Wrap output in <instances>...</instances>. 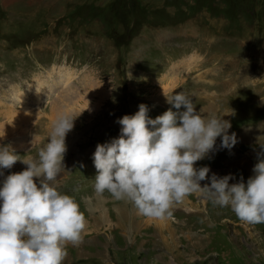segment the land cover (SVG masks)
<instances>
[{
	"label": "rangeland",
	"instance_id": "1",
	"mask_svg": "<svg viewBox=\"0 0 264 264\" xmlns=\"http://www.w3.org/2000/svg\"><path fill=\"white\" fill-rule=\"evenodd\" d=\"M65 69L77 95L60 103ZM174 73L184 80L180 86L164 80ZM39 77L54 83L34 101L29 86ZM17 90L27 93L25 111L33 120L22 123V133L0 132V143L20 157H35L47 142L50 107L54 118L61 111L77 113L92 91L103 96L95 110L85 107L66 135L69 174L59 176V190L79 202L86 227L77 245H66L63 264H89L98 256L113 264H264V222L241 220L205 192L176 202L171 215L146 217L107 191L95 194L92 159L97 143L119 134L118 117L145 103L155 118L172 107L166 96L183 90L196 107L210 102L214 112L235 110L224 118L237 143L195 166L208 165L209 175L234 174L229 183L246 181L264 146V124L253 133L246 128L264 121V0H0V125L14 122L11 107L24 111ZM84 196L92 197L90 205Z\"/></svg>",
	"mask_w": 264,
	"mask_h": 264
},
{
	"label": "clouds",
	"instance_id": "2",
	"mask_svg": "<svg viewBox=\"0 0 264 264\" xmlns=\"http://www.w3.org/2000/svg\"><path fill=\"white\" fill-rule=\"evenodd\" d=\"M166 102L172 107L155 118L140 103L135 113L117 118L121 127L116 137L96 144L95 194L107 191L131 202L141 215L163 218L188 194L205 192L241 220L264 222V146L246 181L241 177L229 183L234 174L209 175L208 165L195 166L210 152L230 151L237 143L236 133L229 132L231 121L224 118L235 110L202 114L183 90L167 95ZM82 111L58 112L35 157L21 159L9 144L0 143V264H63L66 245L81 241L85 214L74 196L59 190L57 177L64 171L66 135ZM18 160L26 167L5 175ZM203 180L210 183L201 185ZM82 199L91 204V196Z\"/></svg>",
	"mask_w": 264,
	"mask_h": 264
},
{
	"label": "bare ground",
	"instance_id": "3",
	"mask_svg": "<svg viewBox=\"0 0 264 264\" xmlns=\"http://www.w3.org/2000/svg\"><path fill=\"white\" fill-rule=\"evenodd\" d=\"M191 57L189 58V59H185V61H183L182 63L185 65V66H187V64H188V62L194 57V54H192V55H190ZM51 71V70H50ZM50 71H48V75H51L52 74V72H50ZM70 71L69 70H67V69H65L64 70V74L62 75V77H63V79L61 80L62 82H64L63 84H62V88H64V85L66 86L65 88H64V92L61 94L64 98L63 99H60V103L61 102H63V100H70V99H72V98H74L75 97V95H77V93L76 92H71V90L68 88V86H69V79H71V78H69L70 77ZM173 74V73H172ZM168 76V75H167ZM49 77H46V80H42L40 77L39 78H35L34 79V81H33V83L29 86V90L30 91H32V93H33V95H32V97H31V99L32 100H34V99H36V100H34V101H40L41 99H43V96L50 90V88H51V85L54 83V80H52L51 82L52 83H50L49 82V79H48ZM50 78H51V76H50ZM69 78V79H68ZM64 79H67V80H64ZM182 79V78H181ZM180 79V77H178L177 76V73H174V75L172 76V77H167V79H166V77H165V81H169L170 83H172V84H175L176 86H180V81H182ZM60 80V79H59ZM184 81V80H183ZM94 83V82H93ZM68 85V86H67ZM94 85V84H93ZM42 87H44V88H42ZM42 88V89H41ZM41 89V90H40ZM39 91V92H37V91ZM23 91V90H22ZM26 94L27 93H24V92H21V91H19V90H17V91H14V95H15V99L17 98L18 100H20L21 102H19V104H21V110H24V111H22V112H16L15 111V109H13L12 107L10 108L11 109V114H10V120L13 118V121L14 122H11V123H9L8 125L10 126V125H13V126H11V127H9L8 125H0V132H3V131H5V132H7L6 131V128H12V129H14V130H16V131H18L19 133H22L23 131H24V129H22L21 127H23L22 126V123L23 124H25L26 122H28L29 120V123H31L32 122V120H33V118H32V112L31 111H25V110H28V107L25 105L26 103H25V101H24V99H25V96H26ZM214 94H216V93H214ZM213 95V94H212ZM11 96H12V93H11ZM207 96H208V94H207ZM13 97V96H12ZM90 97H91V101H89V105H88V110L90 111L91 109H96L98 106H99V102L101 101V99H102V95H100V94H96V91H92V93H90ZM212 97V96H211ZM214 97V96H213ZM94 98H96L95 99V101H94ZM208 98V97H207ZM206 98V99H207ZM16 99V100H17ZM29 101V100H28ZM204 104V103H203ZM35 105H36V103H35ZM216 105V104H215ZM25 106V107H24ZM80 106V108H79V110L77 111V113L76 114H78L80 111H82L83 109L86 111L87 109H85V107L87 106V104L85 103V104H81V105H79ZM196 106V105H195ZM217 106V105H216ZM215 106L212 104V103H210V102H208L207 104H204L203 106H200V105H198L197 106V110H199L202 114H206V115H210V114H212L214 111L212 110V108H214ZM53 109H54V106H52V107H50L49 108V111H50V113L48 114V116H49V118L51 119V120H53V118H52V112H53ZM31 110V109H30ZM83 110V111H84ZM32 111H33V109H32ZM82 111V112H83ZM80 113V114H84V112L83 113ZM218 112V111H217ZM88 113V112H87ZM6 123V122H5ZM17 124V125H16ZM49 124H51V123H49ZM262 124H264V121H262L261 123H259L258 125H250V126H248V127H251V128H248L247 129V132H250V133H253V132H255L256 130H259V129H261L262 127L260 126V125H262ZM19 125V126H18ZM26 133V132H25ZM19 138H20V136L17 138V140H19ZM13 147L15 148V149H26V148H20V147H18L16 144H14L13 145ZM28 148H29V146H28ZM17 152V151H16ZM28 156H26V157H20L21 159H25V158H27ZM16 163V165L12 168V170H11V172H18V171H21L22 169H24L25 167H26V165L23 163V162H21V161H16L15 162ZM64 172V173H63ZM63 172H61V173H59L58 174V177L57 178H60L59 176H60V174H64V176H66L67 175V177H68V174H69V170H67V169H64V171ZM218 175H220L221 176V172L218 174ZM58 182H61V180L59 179L58 181H57V183ZM118 216L120 217L121 215L120 214H118Z\"/></svg>",
	"mask_w": 264,
	"mask_h": 264
},
{
	"label": "crops",
	"instance_id": "4",
	"mask_svg": "<svg viewBox=\"0 0 264 264\" xmlns=\"http://www.w3.org/2000/svg\"><path fill=\"white\" fill-rule=\"evenodd\" d=\"M64 173V172H63ZM60 176H62L61 174H60ZM65 178H67V175L66 176H64V179ZM129 228V229H128ZM128 228H126V233H127V235H129V233L131 232V228L130 227H128ZM128 229V230H127ZM132 231L134 232V229H132ZM135 233V232H134ZM101 236H103V234H101ZM97 240V239H96ZM102 243V242H101ZM101 243H98V245L96 246V247H99L100 245H101ZM92 244H95L96 245V243H93V241H92ZM103 245V244H102ZM101 255V254H100ZM91 259H87L86 261H87V263H89V264H113V262L107 257V256H102V257H90Z\"/></svg>",
	"mask_w": 264,
	"mask_h": 264
}]
</instances>
